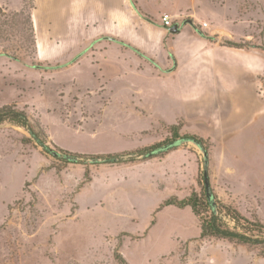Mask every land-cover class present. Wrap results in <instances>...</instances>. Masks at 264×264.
I'll list each match as a JSON object with an SVG mask.
<instances>
[{"label": "rangeland", "instance_id": "obj_1", "mask_svg": "<svg viewBox=\"0 0 264 264\" xmlns=\"http://www.w3.org/2000/svg\"><path fill=\"white\" fill-rule=\"evenodd\" d=\"M170 1L139 0L152 18L140 23L124 0H0V107L24 110L54 151L123 153L170 137L155 100L138 94L144 82L126 75L143 56L116 38L161 39L164 12L182 7L220 24L210 0ZM212 1L239 11L240 32L263 36L264 0ZM170 151L65 163L1 123L0 264H264V245L202 237L205 208L166 204L206 197L203 149ZM208 175L218 201L264 223V175Z\"/></svg>", "mask_w": 264, "mask_h": 264}, {"label": "crops", "instance_id": "obj_2", "mask_svg": "<svg viewBox=\"0 0 264 264\" xmlns=\"http://www.w3.org/2000/svg\"><path fill=\"white\" fill-rule=\"evenodd\" d=\"M134 2L135 6L132 0H124L126 17L140 23L148 20L139 0ZM170 2L179 5L177 0ZM210 3L218 25L200 21L194 8L164 14L174 23L192 19L203 33L216 39L202 35L191 24L183 25L178 33L158 27L163 37L157 40L143 35L116 37L145 54L136 68H127L126 75L144 82L138 84V94L155 100L152 107L160 123H181L183 133L209 141L210 175H264V34L240 32L238 10L222 2ZM113 11L124 15L121 9Z\"/></svg>", "mask_w": 264, "mask_h": 264}, {"label": "trees", "instance_id": "obj_3", "mask_svg": "<svg viewBox=\"0 0 264 264\" xmlns=\"http://www.w3.org/2000/svg\"><path fill=\"white\" fill-rule=\"evenodd\" d=\"M133 5H136L134 1ZM146 18L150 21L152 20L150 17ZM192 26L202 35L210 39H216V36H210L203 33L198 25L193 23ZM120 42L124 43L122 41ZM225 43L237 46L242 45L241 43L238 44L230 41H225ZM261 48L264 49V46H261ZM134 50L141 56L145 57V54L140 50L136 48H134ZM150 61L155 63L153 59H150ZM5 121L25 127L46 152L52 153L55 158H58L65 163L77 162L80 158H90L93 163L121 162L123 160L121 157L125 155L149 158L174 150L186 141H194L203 149L204 152L208 153L209 151V142L206 139L195 134H181L179 131L180 124L169 126L171 136L167 137L165 140L149 146L141 147L140 149L134 151L100 155L74 153L65 149L54 151L49 148L47 142L42 138L41 134L31 125L27 113L24 110L17 108L16 105H4L0 107V124ZM166 204H174L179 207L190 206L194 213L199 216H201L202 207L205 208L208 215L204 218L201 217L200 227L202 237L212 236L233 241L235 240L243 244L264 245V223L258 220H251L241 214L237 209L218 201L214 193H212L210 198L206 194L205 199H202L195 193L184 199L171 198L166 201ZM230 222H233V225H230ZM118 258L121 262L125 263V259L121 257V255H119Z\"/></svg>", "mask_w": 264, "mask_h": 264}, {"label": "water", "instance_id": "obj_4", "mask_svg": "<svg viewBox=\"0 0 264 264\" xmlns=\"http://www.w3.org/2000/svg\"><path fill=\"white\" fill-rule=\"evenodd\" d=\"M186 24H193V20L192 19H184L181 23H174L168 30L171 33H178L180 28L183 25ZM204 156H205V169H204V181H205V189H206V194L207 196L210 198L212 195V190H211V184H210V179H209V175H208V156L207 153L204 152Z\"/></svg>", "mask_w": 264, "mask_h": 264}, {"label": "built area", "instance_id": "obj_5", "mask_svg": "<svg viewBox=\"0 0 264 264\" xmlns=\"http://www.w3.org/2000/svg\"><path fill=\"white\" fill-rule=\"evenodd\" d=\"M162 21H163V25L165 26V27H171L173 24H174V22L170 19V17L167 15V14H164L163 16H162ZM208 25V23L207 22H204L203 24H202V26H204V27H206Z\"/></svg>", "mask_w": 264, "mask_h": 264}]
</instances>
